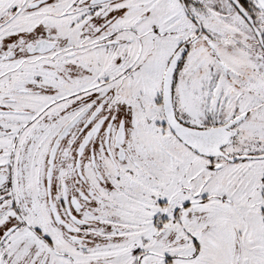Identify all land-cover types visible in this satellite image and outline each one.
I'll return each instance as SVG.
<instances>
[{
    "label": "snow or ice",
    "instance_id": "1",
    "mask_svg": "<svg viewBox=\"0 0 264 264\" xmlns=\"http://www.w3.org/2000/svg\"><path fill=\"white\" fill-rule=\"evenodd\" d=\"M0 264H264V0H0Z\"/></svg>",
    "mask_w": 264,
    "mask_h": 264
}]
</instances>
